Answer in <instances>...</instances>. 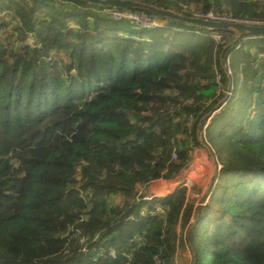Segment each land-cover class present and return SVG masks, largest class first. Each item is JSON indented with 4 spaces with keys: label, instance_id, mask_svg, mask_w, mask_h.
Returning a JSON list of instances; mask_svg holds the SVG:
<instances>
[{
    "label": "trees",
    "instance_id": "trees-1",
    "mask_svg": "<svg viewBox=\"0 0 264 264\" xmlns=\"http://www.w3.org/2000/svg\"><path fill=\"white\" fill-rule=\"evenodd\" d=\"M135 1L264 25V0ZM106 9L0 0V264H176L183 238L182 264H264V33ZM202 143L207 201L144 198Z\"/></svg>",
    "mask_w": 264,
    "mask_h": 264
},
{
    "label": "rangeland",
    "instance_id": "rangeland-1",
    "mask_svg": "<svg viewBox=\"0 0 264 264\" xmlns=\"http://www.w3.org/2000/svg\"><path fill=\"white\" fill-rule=\"evenodd\" d=\"M106 10L109 11V9ZM111 13L113 15L112 17L119 21L118 17L115 16L116 15L115 12H111ZM148 21H150L149 17H143V22H148ZM163 23L165 24V21ZM123 27L126 30H128L131 29L132 25L130 23L129 24L126 23L123 24ZM243 31L244 30L242 29L226 30V32H222V33L217 32L214 35L217 36L220 40L223 39L224 41H228L233 38L234 33L242 35ZM228 70L230 71V68ZM208 115H211V113H209ZM201 124H203V122H201ZM204 135L205 132L203 131V136L201 137V139L202 142L205 143ZM204 143L202 144L205 145ZM192 158H193L192 161L185 168V179H189V181L187 182L188 185L190 186V194L192 196V199L196 200L197 205H200L203 200L207 201V198L210 195L211 189L214 184L215 175L220 169V164L217 163V158L214 154L212 147L210 148V146L197 147ZM151 190L152 189L148 188L145 189L144 192H146L147 194ZM166 190L171 191L173 190V188H171V186L168 187L167 189L162 188L161 191H158V193L160 192L163 193L160 196L165 195ZM183 237H184V233L182 235V238ZM185 240L186 238H183L181 240L180 246L177 251L178 254L176 258V264H182L181 259L182 261L184 260V262L186 261V263L187 261H189L190 263L192 260L191 258L193 256V253L189 248L188 242L186 241V245L185 246L183 245V242Z\"/></svg>",
    "mask_w": 264,
    "mask_h": 264
},
{
    "label": "water",
    "instance_id": "water-1",
    "mask_svg": "<svg viewBox=\"0 0 264 264\" xmlns=\"http://www.w3.org/2000/svg\"><path fill=\"white\" fill-rule=\"evenodd\" d=\"M86 1L91 4L100 5L102 7H112L120 10H129L132 8L145 9L150 12L156 13L162 17L174 21H179L187 25H192L201 29L218 30V31L242 29L247 33H253V34L264 33V26L261 25H247L243 23H236L230 21H218L211 18L187 16L176 13L169 9L159 8L135 0H86ZM203 120H201V122H203Z\"/></svg>",
    "mask_w": 264,
    "mask_h": 264
},
{
    "label": "built area",
    "instance_id": "built-area-1",
    "mask_svg": "<svg viewBox=\"0 0 264 264\" xmlns=\"http://www.w3.org/2000/svg\"><path fill=\"white\" fill-rule=\"evenodd\" d=\"M108 12H115V16L116 17H118V19L119 20H121V19H128L131 23H133L134 25H136V26H139V27H141V28H150V27H158V26H164L165 24L163 23L164 21H162V20H157L154 16H148V14H145V13H143V12H141V11H138V12H127V11H125V10H120V9H115V8H112L111 10H109ZM112 14V13H111ZM113 16V15H112ZM198 17H201V18H211V19H214V20H219L220 18H217L213 13H208V14H206V15H197ZM143 17H149V20L150 21H148V22H143ZM221 21H230V22H233L231 19H229V18H227V19H220ZM236 23H243V24H250V22L249 21H236ZM253 23V25H259V23H256V22H252ZM229 60H230V56H228V58H227V63L225 64L224 63V66L226 67V68H228V66L227 65H229L228 63H229ZM229 69V68H228ZM228 72H230L229 70H228ZM226 96H231V91L230 90H228V91H226ZM217 112V111H216ZM216 112H212L211 113V115H209V117H208V119H207V121L205 122V125H204V127H206L209 123H210V121H211V118L214 116V114L216 113ZM205 120H206V118H205ZM149 196H145L144 198L145 199H151L154 195H152L151 193L150 194H148ZM156 196V195H155Z\"/></svg>",
    "mask_w": 264,
    "mask_h": 264
},
{
    "label": "crops",
    "instance_id": "crops-1",
    "mask_svg": "<svg viewBox=\"0 0 264 264\" xmlns=\"http://www.w3.org/2000/svg\"><path fill=\"white\" fill-rule=\"evenodd\" d=\"M201 147H206L205 145L201 146ZM197 148H194V150L192 151V154H191V158L189 160V163L192 161V157L194 155V152ZM188 163V164H189ZM188 166V165H187ZM186 166V167H187ZM185 167V168H186ZM185 168H183L180 172H178L176 175H174L172 178L170 179H159V180H156L154 181L148 188L152 189L151 191H149V194H153V195H156V196H160V195H157V191H161V189H167L168 187L172 186V185H176L173 190L171 191H168L166 190V194H169V193H172L173 191H175L178 187L182 186V185H186L189 187L190 189V186L188 185V182L189 179H185ZM147 188V189H148Z\"/></svg>",
    "mask_w": 264,
    "mask_h": 264
},
{
    "label": "bare ground",
    "instance_id": "bare-ground-1",
    "mask_svg": "<svg viewBox=\"0 0 264 264\" xmlns=\"http://www.w3.org/2000/svg\"><path fill=\"white\" fill-rule=\"evenodd\" d=\"M173 186L175 187L176 185H172L171 188H174ZM148 194H149V193H147V195H148ZM156 194H157V195H161V194H163V193H162V192L158 193V191H157ZM147 200H149V199H147Z\"/></svg>",
    "mask_w": 264,
    "mask_h": 264
}]
</instances>
